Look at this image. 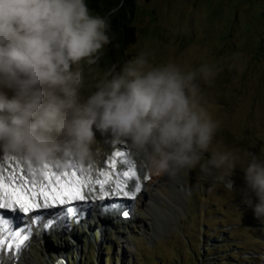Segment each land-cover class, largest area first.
Returning <instances> with one entry per match:
<instances>
[{
    "label": "clouds",
    "instance_id": "1",
    "mask_svg": "<svg viewBox=\"0 0 264 264\" xmlns=\"http://www.w3.org/2000/svg\"><path fill=\"white\" fill-rule=\"evenodd\" d=\"M118 10L93 16L85 0H0V152L35 170L98 163L93 128L111 131L148 172L199 167L264 219V160L238 150L205 159L220 122L197 78L210 83L217 69L155 65L139 52L120 71H98ZM242 159L245 183L237 188Z\"/></svg>",
    "mask_w": 264,
    "mask_h": 264
},
{
    "label": "rangeland",
    "instance_id": "2",
    "mask_svg": "<svg viewBox=\"0 0 264 264\" xmlns=\"http://www.w3.org/2000/svg\"><path fill=\"white\" fill-rule=\"evenodd\" d=\"M137 6L133 19L137 42L126 50V63L147 52L155 65L171 61L181 68L198 70L206 64L218 70L210 83L197 78L206 106L220 122L205 159L213 150H238L242 157L253 153L264 160V0H137ZM93 131L101 149L98 163L71 162L63 168L49 165V169L75 170L79 175L82 168L93 179L109 171L114 179L125 160L135 159L127 145L114 143L111 131L95 127ZM120 151L124 156L116 157ZM134 164L140 177L143 168ZM246 164L247 159H242L234 170L237 188L244 187ZM0 168H22L25 174L29 170L27 164L2 152ZM36 171L39 175L40 170ZM179 176L186 179L180 180V189L189 190L182 201L184 213L166 232L152 235L151 222L142 218L120 225L127 232L121 238L115 231L103 237L95 232V241L92 231L86 234L88 225L77 224L75 213L65 222L69 228L64 223L48 231L45 238L31 241L23 254L32 264H58L61 250L70 256L67 264H264V219L256 217L240 194L228 193L223 185L203 177L199 167L181 171ZM144 181L141 178L140 184ZM98 190L96 185L94 191ZM65 238L68 247L63 246Z\"/></svg>",
    "mask_w": 264,
    "mask_h": 264
},
{
    "label": "snow or ice",
    "instance_id": "3",
    "mask_svg": "<svg viewBox=\"0 0 264 264\" xmlns=\"http://www.w3.org/2000/svg\"><path fill=\"white\" fill-rule=\"evenodd\" d=\"M115 156H124V153L117 152ZM125 163L128 164V170L118 174L115 179L109 171L101 172L102 178L93 179L90 174H85L82 168L79 169V175L75 170L58 173L49 169L47 165L39 171V175L35 169H29L25 174L22 168L19 170L0 168V264H3L6 250L10 253L9 260L17 259L18 253L27 246L31 238L30 225L13 227V219L6 213H21L28 216L40 209H52L77 201H85L88 199L85 190L94 191L96 185L99 186L100 199L114 195L134 200L142 186L135 164L130 160H125ZM115 167L114 159L111 168L115 169ZM148 178V176L144 177V179ZM132 180L136 182L129 190L128 182ZM106 186H108L107 189ZM110 207L118 208L121 205L112 204ZM73 213L82 215L79 208L69 207L44 222L43 227L51 228L55 223L70 217ZM123 215L127 216L128 212L125 211ZM42 219L40 215L32 216L31 223L35 224ZM58 264L63 262L58 261Z\"/></svg>",
    "mask_w": 264,
    "mask_h": 264
},
{
    "label": "bare ground",
    "instance_id": "4",
    "mask_svg": "<svg viewBox=\"0 0 264 264\" xmlns=\"http://www.w3.org/2000/svg\"><path fill=\"white\" fill-rule=\"evenodd\" d=\"M120 152L124 153V151H120ZM107 158L108 157L106 156L105 159ZM134 161L138 162L137 158H135L132 162L134 163ZM105 165L110 168V165H108L107 162L105 163ZM141 167L143 168V170H142V173L140 174L141 176L139 177V182L141 181V178H144L145 176H148L149 178L145 179L144 183L141 185L142 186L141 191L137 194L134 200L130 199L128 201V198L126 197L112 195L111 198L107 196L108 200L110 199L111 202H104V199L99 198L101 195L100 191H94V192L85 191V195H88L87 200L71 203L75 207L79 208L80 212L82 213V215L77 213V220H78L77 224L86 225V226L88 225L87 227L89 229L87 230L86 234L89 231H92L93 233L92 238L95 241H97V236L95 235V232H98V237L106 236L107 234H109V232H114V231L120 236L119 238H121L122 234H127V232H122L120 230L121 228L118 225L120 223L125 225L128 222L137 221L138 219L145 218L149 220V222H151L152 231H153L152 235H153L154 231L155 232H158V231L166 232L167 226H168L167 228H169L170 225L173 224L174 220L179 221L181 219L184 213L182 201H184V198L187 195V191L189 190L187 188L180 189V185L182 184V181L186 179L179 176V173H178V177L169 176V175H154L151 172H148L146 170V167L142 165ZM127 170H128L127 164L121 165L119 170L116 172L114 179L116 178L118 174H121ZM61 172L63 171L61 170ZM135 182L136 181L133 180L128 183L129 190H131ZM128 202H130V204ZM112 204H119L121 205V207L112 208L110 207V205ZM69 205L70 204L58 206L52 209H46L45 211H43L44 220L41 221L38 225L43 226L44 222L52 218V216H54L56 213L64 209H67ZM129 206L130 207L133 206L132 211H131L133 217L130 219V221H123L121 218H116L115 224H112L110 223V221L102 219L104 217L105 211H108V213H114L115 214L114 216H116L118 213L120 214L124 208H128ZM141 212H144L145 216L142 217L140 215ZM92 215L94 217H92ZM99 215L101 216L100 218H99ZM93 219H95V221L98 223L90 224V220H93ZM66 221H68V219L59 221L55 223V225H53L50 229L61 226ZM159 222H161V224ZM67 224L68 222L64 224L65 229L69 228ZM85 231H83V233H85ZM163 235L165 234H162L161 236ZM45 236L43 238H45ZM62 241L64 243L63 246L65 247L70 246V243L67 242V238H65V240L63 239ZM22 252L23 251H20L18 253L17 259L9 260L8 257L10 253L6 250L4 252L3 264H21L22 261H23L22 262L23 264H28V263L32 264L31 263L32 259L27 257L26 255H23ZM57 254H58L57 255L58 258L61 259L65 264L68 263V260L70 257L69 254L67 253L63 254V250L59 251V253Z\"/></svg>",
    "mask_w": 264,
    "mask_h": 264
},
{
    "label": "trees",
    "instance_id": "5",
    "mask_svg": "<svg viewBox=\"0 0 264 264\" xmlns=\"http://www.w3.org/2000/svg\"><path fill=\"white\" fill-rule=\"evenodd\" d=\"M85 3L93 16H103L114 7L119 8L111 17L110 35H113V39L102 48L97 68L101 74L113 67L116 71H120L126 64L124 58L126 50L137 42V32L133 24L138 7L137 0H85ZM205 250L209 251L207 248ZM84 264L90 263L85 262Z\"/></svg>",
    "mask_w": 264,
    "mask_h": 264
}]
</instances>
